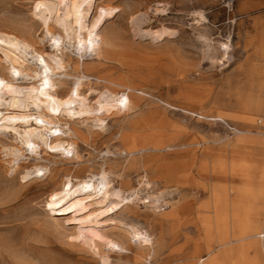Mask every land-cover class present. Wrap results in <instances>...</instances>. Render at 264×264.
<instances>
[{
    "label": "rangeland",
    "instance_id": "rangeland-1",
    "mask_svg": "<svg viewBox=\"0 0 264 264\" xmlns=\"http://www.w3.org/2000/svg\"><path fill=\"white\" fill-rule=\"evenodd\" d=\"M97 1L112 9L98 26L105 55L83 66L68 52L62 62L68 83L58 87L71 88L77 74L84 75L93 104L94 88L130 86V109L91 130L80 124L87 114L65 116L85 136L75 138L80 158L70 149L48 159L29 148L20 156V162L50 166L45 176L24 177L8 148L13 131L0 132V264H264V0ZM33 4L0 0V29L51 53L42 24L32 16ZM29 81L34 79L21 80ZM135 142L154 147L132 152ZM142 154L156 157L155 163L185 164L184 181L174 176L168 187L149 172L151 185H140L141 201L124 208L128 221L142 223L155 237L151 259L137 254L136 260L93 231L123 234L116 222H79L83 210L56 212L55 220L51 193L67 175L81 176L103 164L138 186ZM134 159L137 167L124 171ZM147 193L162 199L146 201ZM79 228L94 236L111 263L74 237Z\"/></svg>",
    "mask_w": 264,
    "mask_h": 264
},
{
    "label": "bare ground",
    "instance_id": "bare-ground-1",
    "mask_svg": "<svg viewBox=\"0 0 264 264\" xmlns=\"http://www.w3.org/2000/svg\"><path fill=\"white\" fill-rule=\"evenodd\" d=\"M33 1L32 16L42 24L45 36L48 37L49 46L52 47L51 53H48L43 46L32 39H25L15 33L0 29V132L13 131L12 137L15 142L7 146L14 153L13 158L17 165L25 169L23 176L28 178L32 174L36 177L44 174L50 175L51 167L45 163L33 166L20 162V156L27 153L26 149L29 148L31 153H35L43 159H48L49 155L62 154L70 149L74 157L80 158L75 138L84 140L85 136L81 134L80 130L73 129L69 119L65 116L73 117L76 114L84 113L87 114V118L80 124L85 125L88 130L93 127L102 128L106 124L107 116L123 113L130 109L132 95L129 92H132L133 89L130 86L126 88L128 91L122 89L116 91L108 86H104L101 90L94 88L93 91L98 94V98L92 104L91 101L89 102L90 96L85 90L84 75L77 74L71 88L64 86L59 88L58 83L61 85L68 83L62 78V75H67L65 72L67 68L62 62L68 52H73L75 59L83 66H88L100 56L105 55L103 48L105 39L100 34L98 26L100 21L108 15V12H112V9L109 6L98 4L97 0ZM93 8L95 14L90 24L87 19L90 18L91 12L93 13ZM41 40L43 41V38ZM222 46L226 49L229 48L226 43H222ZM54 76L58 78H54ZM24 79H34V81L21 82ZM78 103H80L79 110L75 107V104ZM6 111H12V113H5ZM31 116H34L39 123L34 124ZM90 119L92 122H89ZM30 121L31 127H28ZM38 141L48 146L50 153H46L42 143L40 144ZM132 146H134L132 152L154 147L150 144L136 142ZM157 148L161 147L155 146V149ZM106 151L110 152L112 149L108 148ZM155 159L154 156L142 154L144 173L138 186L130 185L129 178H124L118 173L117 167H108L103 164L100 169H92L81 176L67 175L61 186L51 193L53 217L55 220L58 219L55 217L56 215L54 216L56 212L83 210L86 214L84 213L85 215L79 218V222H89L94 225L102 222H116L119 225L115 228L123 231V234L105 231L102 228L97 229L98 231L94 228L93 231L97 233L101 241L134 253L136 260L140 257L151 259L156 253L155 237L142 223L139 225L128 221L124 208L132 210L133 202L140 200L142 196L139 193V188L142 183L147 186L151 185L148 178L149 172H154L157 179L162 184L165 181L164 183L168 187L170 182L175 180L181 183L184 181L181 171L185 168L184 163L170 166L165 162L163 164L155 163ZM132 166L137 167L135 159L126 167L124 166V171ZM111 173H113V177ZM174 176H176L175 180L172 179ZM152 196L154 194L147 193L145 199L156 204L160 196ZM89 204L95 205L96 208L90 211L86 210ZM118 209L120 210L115 216L107 219L101 218V215L112 211L117 212ZM121 212H124L125 216L121 215ZM90 232L92 231L90 230ZM74 235L76 238H82L100 255L103 262L111 263L109 253L97 248L93 243L94 236L91 239L83 228H79L74 232Z\"/></svg>",
    "mask_w": 264,
    "mask_h": 264
},
{
    "label": "snow or ice",
    "instance_id": "snow-or-ice-1",
    "mask_svg": "<svg viewBox=\"0 0 264 264\" xmlns=\"http://www.w3.org/2000/svg\"><path fill=\"white\" fill-rule=\"evenodd\" d=\"M107 21H105V23H106ZM101 27H102V25H101ZM49 207L51 208L52 206L51 205H49Z\"/></svg>",
    "mask_w": 264,
    "mask_h": 264
}]
</instances>
